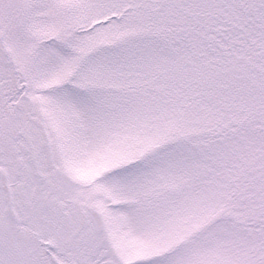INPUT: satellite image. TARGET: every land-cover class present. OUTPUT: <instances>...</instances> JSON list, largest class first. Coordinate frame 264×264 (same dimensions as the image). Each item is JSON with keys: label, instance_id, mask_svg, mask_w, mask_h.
<instances>
[{"label": "snow or ice", "instance_id": "1", "mask_svg": "<svg viewBox=\"0 0 264 264\" xmlns=\"http://www.w3.org/2000/svg\"><path fill=\"white\" fill-rule=\"evenodd\" d=\"M0 264H264V0H0Z\"/></svg>", "mask_w": 264, "mask_h": 264}]
</instances>
